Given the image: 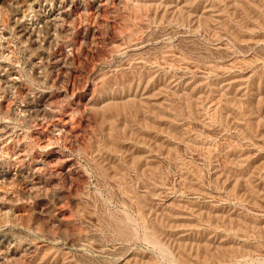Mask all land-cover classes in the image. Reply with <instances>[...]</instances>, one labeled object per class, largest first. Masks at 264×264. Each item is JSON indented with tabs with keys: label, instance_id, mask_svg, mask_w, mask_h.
Returning a JSON list of instances; mask_svg holds the SVG:
<instances>
[{
	"label": "rangeland",
	"instance_id": "374dc122",
	"mask_svg": "<svg viewBox=\"0 0 264 264\" xmlns=\"http://www.w3.org/2000/svg\"><path fill=\"white\" fill-rule=\"evenodd\" d=\"M0 64V264H264V0H0Z\"/></svg>",
	"mask_w": 264,
	"mask_h": 264
},
{
	"label": "bare ground",
	"instance_id": "6f19581e",
	"mask_svg": "<svg viewBox=\"0 0 264 264\" xmlns=\"http://www.w3.org/2000/svg\"><path fill=\"white\" fill-rule=\"evenodd\" d=\"M30 7V6H29ZM31 8V7H30ZM64 11V10H63ZM23 12V11H22ZM25 12V11H24ZM23 14V13H22ZM26 16V15H25ZM24 16V17H25ZM30 16V15H29ZM53 16V15H52ZM57 16V15H56ZM23 17V18H24ZM35 17V16H34ZM41 17L43 18L44 21H49V23L51 22V15H49L47 12H43V9H42V13H41ZM55 18V16H54ZM59 18V17H58ZM23 20V19H22ZM54 21H56L55 19H53ZM60 20V19H59ZM53 21V22H54ZM22 22V21H21ZM21 25V23H20ZM2 67H4L2 64H0V69H2ZM12 69V68H11ZM14 69V68H13ZM7 70V69H5ZM13 71V70H12ZM17 70H15L16 72ZM9 73V72H8ZM6 74V73H5ZM13 75H15L14 73H9V74H6L5 76L3 75L2 77L4 78H1L0 76V81H4V82H10V83H15L16 79H14ZM16 78V77H15ZM18 82V81H17ZM1 134V133H0ZM7 136V135H6Z\"/></svg>",
	"mask_w": 264,
	"mask_h": 264
}]
</instances>
